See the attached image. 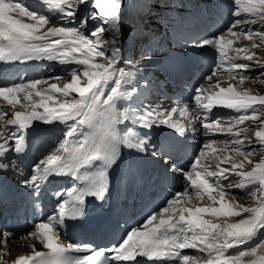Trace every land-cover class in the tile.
<instances>
[{
	"label": "snow or ice",
	"instance_id": "snow-or-ice-1",
	"mask_svg": "<svg viewBox=\"0 0 264 264\" xmlns=\"http://www.w3.org/2000/svg\"><path fill=\"white\" fill-rule=\"evenodd\" d=\"M233 3V15H245L233 20L225 31L232 36L243 35L264 41V0H233ZM79 5L96 11L82 16L77 24L75 17ZM44 6L53 10L65 26L47 27L45 31L51 20L42 11L30 10L31 6H26L22 0H0V62L47 60L81 67L68 69L71 80L62 85L49 83L52 79L59 81V76L31 80L21 76L17 83H0V104L6 102L0 107V172H16V159L10 158L8 153H13L16 158L23 155L28 129L34 121L44 124L58 121L66 126L64 136L72 139H62L53 154L34 163L31 175L21 184L35 197L40 196L50 176H70L73 186L55 192L54 212L34 223L25 233L38 240L47 251L35 250L33 246V254L18 257L15 264H121L135 261L137 257L175 261L176 264H264V254L258 255L264 253V121L258 130L252 126L237 127L245 121L255 123L264 115V96H252L241 87L245 80H258L264 72L252 77L236 71L264 68V61L237 63L241 59L253 61L255 53L247 47L233 48L234 41L226 40L224 32L190 43L193 47L210 46L217 52L216 65L204 77L205 81H212L213 77L217 80L196 88L193 101L198 108L194 115L187 107L180 109V116L188 117L186 125L173 120L171 114L165 116V110L117 106L136 91L135 87L126 86L137 79L140 71L139 68L132 71L117 67L121 51L118 47L122 37L121 12L126 7L123 0H42L41 8ZM25 17L31 22L26 23ZM97 19L100 24L85 34L83 29ZM245 24L259 26L232 31L237 25ZM105 32L109 33L107 37ZM253 47L264 45L254 44ZM222 67L224 71H218ZM214 107L230 109L238 115L229 117L231 123L225 127L220 117L208 118ZM176 111L173 108L170 113ZM198 119L201 128L206 130L205 136L226 134L231 139L222 142L205 140L188 170L175 163L171 165L172 171L185 178L183 192L173 194L162 209L132 226L118 243L107 249L94 248L90 244L79 246L62 239L67 220L84 218L86 197L107 202L108 171L116 162L121 146L153 157L162 154L151 142L150 135L134 132L132 125L143 127L149 133L153 127L167 126L183 136L186 130L193 133L197 130L193 121ZM125 122L129 126L122 130L119 125ZM249 131H254L262 152L256 163L250 159L258 151L253 146V138L241 137V133ZM246 141L247 151L239 147ZM233 145L237 147H231ZM229 153H235V156ZM236 157H243V160ZM209 158L216 161L214 167L205 163ZM168 159L165 155V163ZM97 161L100 163L95 166L91 179L83 187H77L76 181L84 175L80 169ZM245 161L253 165L247 171L244 170ZM225 163L230 168L221 167ZM233 175L239 179H230ZM225 180L228 181L226 186L222 183ZM189 187L194 194L189 193ZM226 188L246 189L245 197L254 198L256 206L236 204L235 193ZM205 197L209 202L206 206H195L194 201H203ZM245 213L246 217L232 222L231 218L242 217ZM13 235L5 229L0 234V245ZM253 240L256 243L250 249L241 248L238 254H227L228 249L250 244ZM182 249H194L203 255L181 254ZM106 251L110 255H105ZM81 252L87 255H74ZM0 264H4L2 259Z\"/></svg>",
	"mask_w": 264,
	"mask_h": 264
},
{
	"label": "bare ground",
	"instance_id": "bare-ground-1",
	"mask_svg": "<svg viewBox=\"0 0 264 264\" xmlns=\"http://www.w3.org/2000/svg\"><path fill=\"white\" fill-rule=\"evenodd\" d=\"M148 22L150 20L147 19ZM237 47H247L251 53H255V58L259 56H263L264 54L259 53L261 52V49L253 47V44L249 42L248 40L241 38L238 42ZM232 83H236V81H232ZM242 86V85H241ZM132 93H130V98L128 101L134 105L135 102L139 103L137 98H131ZM188 107H191V105H188ZM194 115V114H193ZM197 121V120H195ZM119 127L123 130L124 126L119 125ZM124 146H121V150L124 151ZM182 150V149H181ZM213 163H216V161H213ZM147 167L151 170L153 168L157 167L156 163L154 161H151V164H147L145 161L135 158L132 156H127L125 168L123 171H120L118 182H122L123 187L126 190H129L131 193H133L136 189L139 190V197L140 198H149L150 201L155 202V200H158L161 198L162 193H159L160 191V184L159 183H150L148 176H146L143 172V169ZM150 188H155L156 192L153 195H148V192ZM207 197L203 201H197L195 202V206H206L207 203ZM126 210L125 206H122L120 208V211L123 212ZM127 221L131 222V218L126 215ZM156 222H154L155 224ZM28 251V248L26 247V244L24 241L21 242H13V243H6L4 247H0V259L3 260L4 264H10L16 256L20 253H25ZM264 254V253H258ZM248 258H245V261H247Z\"/></svg>",
	"mask_w": 264,
	"mask_h": 264
},
{
	"label": "rangeland",
	"instance_id": "rangeland-1",
	"mask_svg": "<svg viewBox=\"0 0 264 264\" xmlns=\"http://www.w3.org/2000/svg\"><path fill=\"white\" fill-rule=\"evenodd\" d=\"M156 16L159 17L160 15L157 14ZM180 21L183 23V20L180 19ZM258 52L264 54V52ZM242 87H244L245 90L251 93H264V83H257L256 81H247L242 84Z\"/></svg>",
	"mask_w": 264,
	"mask_h": 264
}]
</instances>
